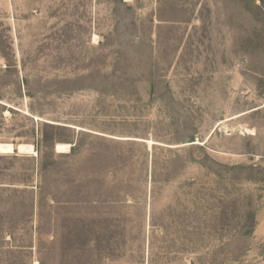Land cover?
<instances>
[{"label": "rangeland", "instance_id": "374dc122", "mask_svg": "<svg viewBox=\"0 0 264 264\" xmlns=\"http://www.w3.org/2000/svg\"><path fill=\"white\" fill-rule=\"evenodd\" d=\"M0 143V264H264V0H0Z\"/></svg>", "mask_w": 264, "mask_h": 264}, {"label": "bare ground", "instance_id": "6f19581e", "mask_svg": "<svg viewBox=\"0 0 264 264\" xmlns=\"http://www.w3.org/2000/svg\"><path fill=\"white\" fill-rule=\"evenodd\" d=\"M147 144H149V147L152 148L153 145L159 144V143L149 140L147 141ZM195 144H200V142H196ZM71 148H72L71 144H67V143H58L56 144V147H55L56 152L62 153V154L70 153L72 151ZM35 153H36L35 148L31 144H18L15 146L12 143H0V155H29V154L33 155Z\"/></svg>", "mask_w": 264, "mask_h": 264}, {"label": "crops", "instance_id": "0c3cea01", "mask_svg": "<svg viewBox=\"0 0 264 264\" xmlns=\"http://www.w3.org/2000/svg\"><path fill=\"white\" fill-rule=\"evenodd\" d=\"M137 140H140V139H137ZM148 141V140H147ZM56 150V149H55Z\"/></svg>", "mask_w": 264, "mask_h": 264}]
</instances>
